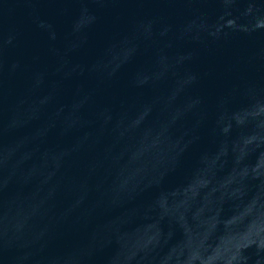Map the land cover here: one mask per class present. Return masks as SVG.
<instances>
[{"label": "water", "instance_id": "1", "mask_svg": "<svg viewBox=\"0 0 264 264\" xmlns=\"http://www.w3.org/2000/svg\"><path fill=\"white\" fill-rule=\"evenodd\" d=\"M0 264H264V0H0Z\"/></svg>", "mask_w": 264, "mask_h": 264}]
</instances>
